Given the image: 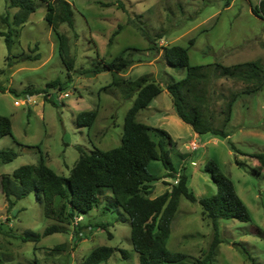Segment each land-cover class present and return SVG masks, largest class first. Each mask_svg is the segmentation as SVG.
Here are the masks:
<instances>
[{
	"label": "rangeland",
	"instance_id": "rangeland-1",
	"mask_svg": "<svg viewBox=\"0 0 264 264\" xmlns=\"http://www.w3.org/2000/svg\"><path fill=\"white\" fill-rule=\"evenodd\" d=\"M67 1L73 8L74 27L62 24L59 32L69 38L77 72L63 91H47L50 101L46 94L23 95L28 88L44 89L56 79L67 80L59 40L45 19L46 6L37 1V11L21 28L11 52L0 36V86L6 89L0 92V116L9 117L13 126L12 136L0 140V152L17 155L7 164L0 156V264H81L100 246L116 249L105 264H139L130 240V224L119 220L122 210L106 209V197L91 213L75 219L66 233L45 236L44 231L55 222L45 217L35 194L14 200L10 209L1 186L3 176H12L24 165H38L41 159L59 176L68 178L79 160V148L89 153L95 148L109 151L121 146L125 117L133 100H126L123 87L111 86V73L95 76L82 71L100 59L111 62L128 48L132 50L125 56L134 63L119 77L136 80L150 75L163 88L138 116L140 122L170 138L151 132L174 168L168 171L160 161L149 164L148 171L160 179L152 184L151 197L177 185L180 174L189 177V188L198 199L214 196L217 188L203 171L206 162L214 160L233 181L252 217L248 223L218 220L215 224L203 215L199 202L181 197L168 249L202 258L214 240L216 225L222 243L215 264H264V166L255 157L264 154V90L238 99L225 129L230 133L228 139L211 134L194 138L193 129L176 114L166 89L172 80L185 78L186 72L170 68L163 55L164 47L176 45L189 49L191 66L253 61L264 66V21L252 11L261 0H230L229 6V0ZM17 11L9 8L7 0H0V32L16 29L13 18ZM6 16L8 25L2 22ZM23 52L39 54L40 59L17 62L16 57ZM213 83L217 92L210 109L214 125L220 128L227 102L233 94L244 91L247 83L236 79ZM88 111L98 112L96 123L91 129L77 128L75 117ZM28 233L40 235L39 242L26 241ZM60 245L64 250L54 251Z\"/></svg>",
	"mask_w": 264,
	"mask_h": 264
},
{
	"label": "trees",
	"instance_id": "trees-1",
	"mask_svg": "<svg viewBox=\"0 0 264 264\" xmlns=\"http://www.w3.org/2000/svg\"><path fill=\"white\" fill-rule=\"evenodd\" d=\"M37 1L46 6L45 19L59 40L60 57L67 70V80L62 82L56 79L47 83L44 89L28 88L23 91L26 97L46 94L49 89L63 91L71 82L72 74L77 72L76 61L70 54L69 38L59 32L62 24L74 27L73 8L67 0H7L9 8L18 9L13 18L16 29L0 32V36L4 38L11 52L20 36L21 28L37 11ZM229 5L230 0L227 3V6ZM252 11L264 21V0H261ZM2 22L8 25L9 16L2 18ZM190 43L193 44L194 39ZM130 50L132 49H126L111 62L100 59L94 67L82 71V74L95 76L103 72L111 73L114 76L111 86L123 87L126 100H133V105L125 117L121 146L109 151L95 148L89 153L79 148V160L68 178L59 176L45 164L43 159L38 165L21 166L12 176L5 175L1 178L2 192L10 209L14 205V200H22L32 193L35 194L38 203L43 207L45 217L55 222L44 231L45 236L66 233L68 226L74 224L75 219L91 213L99 207L101 198L106 197L108 203L106 209L114 207L122 210L119 220L130 224V240L133 250L139 256V264H215L218 246L222 243L216 225L214 240L202 258H195L185 253H174L168 249L172 222L181 197L193 203L199 202L203 215L215 224L218 220L251 222L250 211L238 196L233 181L221 171L214 160L206 162L203 169L217 188V194L214 196L198 199L189 188V177L180 174L177 185L156 198L151 197L152 184L160 179L148 171L149 164L152 161H160L166 170H174L168 153L163 149L159 150L151 132L158 131L170 138L166 132L140 122L138 116L163 93V88L150 75L136 80H123L119 77L134 63L125 56ZM134 51L138 50L134 49ZM163 55L170 68L186 72L185 78L180 81L172 80L166 89L172 97L178 117L200 136L211 134L216 138L228 139L230 133L225 129L231 122L232 110L238 99L242 95H254L264 90V66L259 62L239 63L232 66L220 63L191 66L189 49L176 45L164 47ZM16 58L17 62L33 61L40 59V56L39 54L31 56L23 52ZM219 79H236L247 83L244 91L230 97L222 111L225 121L220 128L214 125V116L210 109L217 92L214 90L213 81ZM0 92H6V89L0 86ZM11 92L15 93L14 90ZM45 99L50 101L47 94ZM97 116V111L82 112L75 117V125L79 129H91L96 123ZM12 127L9 117L0 116V140L12 136ZM0 156L3 163L7 164L17 155L13 151H1ZM255 157L264 166V154ZM102 228L106 229L105 226ZM40 237L38 234L28 233L25 240L39 242ZM78 240L79 237H76V241ZM60 250H64L63 245L54 249V251ZM115 252L116 249L111 247H97L81 264H105ZM123 253L127 254L125 251Z\"/></svg>",
	"mask_w": 264,
	"mask_h": 264
},
{
	"label": "crops",
	"instance_id": "crops-1",
	"mask_svg": "<svg viewBox=\"0 0 264 264\" xmlns=\"http://www.w3.org/2000/svg\"><path fill=\"white\" fill-rule=\"evenodd\" d=\"M152 104V103H151ZM150 107V106H149ZM194 138H200V135L194 132Z\"/></svg>",
	"mask_w": 264,
	"mask_h": 264
},
{
	"label": "built area",
	"instance_id": "built-area-1",
	"mask_svg": "<svg viewBox=\"0 0 264 264\" xmlns=\"http://www.w3.org/2000/svg\"><path fill=\"white\" fill-rule=\"evenodd\" d=\"M19 104H20V103H19L18 101L15 102V105L18 106ZM194 145H195V144H194ZM194 145H193V146H194ZM194 148H196V146H195Z\"/></svg>",
	"mask_w": 264,
	"mask_h": 264
}]
</instances>
